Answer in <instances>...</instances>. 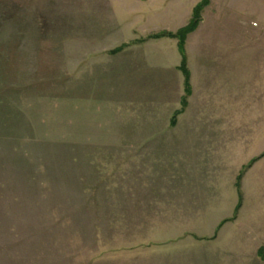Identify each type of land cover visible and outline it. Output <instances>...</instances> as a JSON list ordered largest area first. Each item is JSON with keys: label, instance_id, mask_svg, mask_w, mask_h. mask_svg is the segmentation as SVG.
<instances>
[{"label": "rangeland", "instance_id": "rangeland-1", "mask_svg": "<svg viewBox=\"0 0 264 264\" xmlns=\"http://www.w3.org/2000/svg\"><path fill=\"white\" fill-rule=\"evenodd\" d=\"M201 1L0 0V264H264V0Z\"/></svg>", "mask_w": 264, "mask_h": 264}, {"label": "trees", "instance_id": "trees-1", "mask_svg": "<svg viewBox=\"0 0 264 264\" xmlns=\"http://www.w3.org/2000/svg\"><path fill=\"white\" fill-rule=\"evenodd\" d=\"M210 2V0H202L194 9V14H193V18L192 20L190 21L189 25H187L186 27H184L183 29H181L177 34L173 35V36H176L178 39H179V48L181 50L182 53H184V41H185V38H186V35L189 33V32H192L199 24V15H200V12L202 10V8L206 5H208ZM168 35V34H167ZM185 58L183 57V60H182V65H183V69L185 71V77H186V81H185V86H186V89L189 88V82H188V72L187 70L185 69ZM239 186V184H238ZM239 205H240V202H239Z\"/></svg>", "mask_w": 264, "mask_h": 264}]
</instances>
